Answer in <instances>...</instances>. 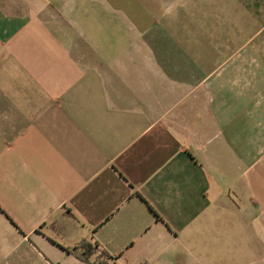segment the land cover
Here are the masks:
<instances>
[{
  "label": "crops",
  "instance_id": "obj_1",
  "mask_svg": "<svg viewBox=\"0 0 264 264\" xmlns=\"http://www.w3.org/2000/svg\"><path fill=\"white\" fill-rule=\"evenodd\" d=\"M101 253L264 264V0H0V264Z\"/></svg>",
  "mask_w": 264,
  "mask_h": 264
},
{
  "label": "trees",
  "instance_id": "obj_2",
  "mask_svg": "<svg viewBox=\"0 0 264 264\" xmlns=\"http://www.w3.org/2000/svg\"><path fill=\"white\" fill-rule=\"evenodd\" d=\"M75 249L76 251H79V255L85 260H88L97 251L96 243H93L91 241L89 242L85 241L81 245L80 249L78 247H76ZM99 261H103L105 263L108 260L104 258L103 253H101L99 256ZM90 264H93V263H90Z\"/></svg>",
  "mask_w": 264,
  "mask_h": 264
},
{
  "label": "built area",
  "instance_id": "obj_3",
  "mask_svg": "<svg viewBox=\"0 0 264 264\" xmlns=\"http://www.w3.org/2000/svg\"><path fill=\"white\" fill-rule=\"evenodd\" d=\"M93 264H119V263H117V262H115V261H107V262H103V261H94L93 262Z\"/></svg>",
  "mask_w": 264,
  "mask_h": 264
}]
</instances>
